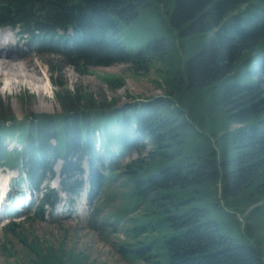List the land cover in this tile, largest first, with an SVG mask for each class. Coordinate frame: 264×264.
<instances>
[{
  "label": "trees",
  "instance_id": "obj_1",
  "mask_svg": "<svg viewBox=\"0 0 264 264\" xmlns=\"http://www.w3.org/2000/svg\"><path fill=\"white\" fill-rule=\"evenodd\" d=\"M153 3L166 14L155 34L126 36ZM43 16L56 29L84 32L62 60L47 62L62 114L32 113L28 125L18 124L0 98V161L27 169L37 187L62 160L63 187L76 193L81 183L71 178L83 173L77 163L88 157L95 190L109 185L123 202L115 215L126 242L116 250L130 264H264V0H0V24L32 27ZM121 63L133 74L153 73L165 97L118 107L115 98L100 102L86 88L70 89L62 75L64 66L85 75ZM102 82L110 90L126 83L121 75ZM196 91L187 107L201 110L210 134L187 131L193 123L184 98ZM223 111L225 127L211 117ZM9 138L22 149L7 150ZM96 145L109 167L99 168L104 158ZM130 145L139 157L116 161L112 150ZM56 198L46 189L41 209L5 233L18 240L29 264H84L85 254L57 249L32 231ZM9 243L3 253L17 259Z\"/></svg>",
  "mask_w": 264,
  "mask_h": 264
},
{
  "label": "rangeland",
  "instance_id": "obj_2",
  "mask_svg": "<svg viewBox=\"0 0 264 264\" xmlns=\"http://www.w3.org/2000/svg\"><path fill=\"white\" fill-rule=\"evenodd\" d=\"M161 10L162 6L156 3H153L149 9L140 10V16L132 25L125 28L126 36L132 37L133 39L151 37L152 34H155L156 21L161 22V16L166 15L165 12L164 15H161ZM8 51H10L9 55H14L15 58L8 56L13 58L11 60L14 64L12 67L6 70L0 67V85L2 84V87H0V98L5 104L4 106L9 108L13 115L20 120L24 116H30L32 113H44L47 115L61 114L62 108L54 97L55 87H53V83L50 79L51 72L47 63L52 61L58 62L62 60L61 57L45 53L31 54L27 52L24 46L13 47ZM26 55L29 56L27 57ZM92 70L93 72L91 74L81 75L72 67L64 66L62 75L63 79L67 81L70 89L86 88L90 90L94 97L100 102L103 100L102 97H107L108 100L115 98L119 100L118 105L121 107L131 102L140 103L135 100V97L141 98L140 100L149 98L155 100V98L158 99L166 95L165 88L158 87L154 83L157 78L153 73L152 75L133 74L128 64H113L111 66L97 67ZM105 75H109V77L120 75L125 77L126 83L124 88L117 90L108 89L107 83L102 82V78ZM54 78L56 79V77ZM10 83H12L11 86L9 85ZM198 95L199 93L196 91L186 95L184 98V107H186L187 110L186 117L191 119L193 123L187 131L193 132V129L200 128L206 134H210L212 130L206 124L201 110H194L193 107H187ZM213 101L214 97L212 95L209 108H214L215 103ZM202 105L203 101L201 103V106ZM211 117L214 123L224 124V127L228 124L226 123L228 121V115L225 111L213 113ZM24 123L29 124V120L26 119ZM237 127H239V125L233 126V128ZM14 147H18V143L11 138L7 140V148ZM148 149L149 147L146 150ZM143 154L146 155L145 152ZM137 157H139L138 153H128L121 157V163H128ZM61 166L62 162H58L54 169L55 172H59ZM84 166L87 167V164L84 163ZM4 186L5 184L2 185L0 182L2 190ZM50 186L58 189L59 182L55 180ZM113 194L114 193L109 190L106 196H99L100 200L98 201V205L103 209L102 219H107L114 215L116 212L115 208H120L121 203H123L122 201L120 203L118 200H115ZM84 195V190L82 194L77 197L63 195L62 203L56 207L54 215L50 213L45 214V221L34 224L32 231L40 238L47 239L57 249L63 245L67 251L70 250L76 254H85L87 259L84 264H130L116 251V245L126 242L125 236L122 235V231L118 236L109 237L106 235L107 233H105V236L102 237L99 233L93 232L86 227L84 218H87L89 205L86 203ZM10 201L11 198H8L4 205L7 206ZM70 210H72V212H70ZM105 210L106 214L104 212ZM56 214L59 216H56ZM134 215L135 214L132 216ZM9 220L4 219L0 221V264H29L27 256L21 249L18 240L10 233L7 235L5 233V225ZM25 229H27V227H25ZM26 231H29V229ZM30 233L29 231L28 234ZM8 241H10L9 246L13 247L14 251L17 252V259L15 258L16 256L10 257L8 254L3 253V248L1 246Z\"/></svg>",
  "mask_w": 264,
  "mask_h": 264
},
{
  "label": "bare ground",
  "instance_id": "obj_3",
  "mask_svg": "<svg viewBox=\"0 0 264 264\" xmlns=\"http://www.w3.org/2000/svg\"><path fill=\"white\" fill-rule=\"evenodd\" d=\"M8 56H12L13 58H15L14 55H9L7 53H5L4 51L3 52H0V67L3 68V69H7L9 67H12V65H14L12 63V59L11 57H8ZM18 59V58H17ZM12 63V64H11ZM22 64V63H21ZM25 67V66H24ZM28 69V68H27ZM28 71V70H27ZM32 74V73H31ZM30 78V77H29Z\"/></svg>",
  "mask_w": 264,
  "mask_h": 264
}]
</instances>
